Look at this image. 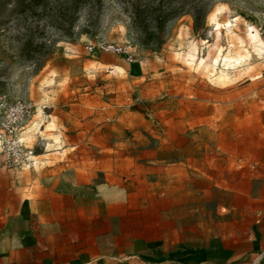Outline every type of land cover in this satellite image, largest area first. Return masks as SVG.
Returning <instances> with one entry per match:
<instances>
[{
	"label": "rangeland",
	"instance_id": "obj_1",
	"mask_svg": "<svg viewBox=\"0 0 264 264\" xmlns=\"http://www.w3.org/2000/svg\"><path fill=\"white\" fill-rule=\"evenodd\" d=\"M24 1L0 0V74L11 75L7 48L25 83L44 65L31 99L23 98L37 107L50 101L41 111L55 117L42 120L34 110L25 123L28 129L37 122L24 136L38 164L62 158L89 168L110 197L111 242L118 247L142 233L166 247L242 252L240 240L254 231L264 205V36L224 27L208 36L211 28L196 29L185 16L168 25L159 45L144 43L134 24L128 34L118 29L78 43L96 23L90 1L78 12L67 0ZM233 73L240 77L235 83ZM58 147L64 150L56 156ZM205 264L264 259L234 255Z\"/></svg>",
	"mask_w": 264,
	"mask_h": 264
},
{
	"label": "crops",
	"instance_id": "obj_2",
	"mask_svg": "<svg viewBox=\"0 0 264 264\" xmlns=\"http://www.w3.org/2000/svg\"><path fill=\"white\" fill-rule=\"evenodd\" d=\"M63 150L56 148L55 155ZM109 204V195L95 186L85 165L61 158L16 171L0 161V264H205L230 261L234 255L264 259V205L254 231L240 240L246 248L229 256L216 245L166 247L142 233L118 247L111 242ZM191 256L197 259L189 262Z\"/></svg>",
	"mask_w": 264,
	"mask_h": 264
},
{
	"label": "clouds",
	"instance_id": "obj_3",
	"mask_svg": "<svg viewBox=\"0 0 264 264\" xmlns=\"http://www.w3.org/2000/svg\"><path fill=\"white\" fill-rule=\"evenodd\" d=\"M79 0H73V4L77 5ZM95 15L93 19L95 24L88 26V31L81 33L80 41L83 43L87 40L92 43V37L104 36L106 39L111 36L114 30L123 29L128 34L129 29L133 26L134 21L140 23L145 16L150 15L156 23L159 24V17L165 16L166 22L163 28L166 29L173 20L177 17H188L192 21L193 27L196 26L197 21L203 24L204 28H211L208 36L214 33L219 35V29L224 27L228 29H235L242 32L243 35L255 34L256 36H264V0H154L150 9H146L141 0H129L127 4V11L121 0H94ZM11 7V5L9 6ZM226 20L225 24L218 23V20ZM84 18L76 22L78 26L84 24ZM96 24L99 25V31L94 32ZM142 26V25H141ZM161 28V27H160ZM3 32V28H0ZM151 33V30H149ZM207 41H203L206 43ZM67 44V40H59L56 43V48H62ZM7 48V45H5ZM9 53V63L11 64V75L5 73L0 74V100L5 98V95L13 99H23L27 94L28 99H31L33 82L42 71L43 67L37 70L36 74L27 78L26 83L21 81V70L16 68L14 63L16 56L13 49L7 48ZM234 67V66H233ZM221 78L225 74L221 73ZM232 82L235 83L240 77L232 74ZM51 106L50 101H41L37 107L40 112L42 120L55 119V117H45L41 111V106ZM44 136L43 133L40 134ZM47 138V137H45ZM59 143V139H57ZM51 147V145H49Z\"/></svg>",
	"mask_w": 264,
	"mask_h": 264
},
{
	"label": "built area",
	"instance_id": "obj_4",
	"mask_svg": "<svg viewBox=\"0 0 264 264\" xmlns=\"http://www.w3.org/2000/svg\"><path fill=\"white\" fill-rule=\"evenodd\" d=\"M87 47L94 49L91 44ZM41 107L46 109L47 105ZM34 110L37 106L29 100H0V161L8 169L23 171L38 165L36 149L24 136L25 123Z\"/></svg>",
	"mask_w": 264,
	"mask_h": 264
},
{
	"label": "trees",
	"instance_id": "obj_5",
	"mask_svg": "<svg viewBox=\"0 0 264 264\" xmlns=\"http://www.w3.org/2000/svg\"><path fill=\"white\" fill-rule=\"evenodd\" d=\"M19 1H20L19 4H23V2H25L24 0H19ZM86 1H90L93 5H95L94 0H79V3L77 5L73 4V0H67V4H69L76 12H78L80 7ZM141 2L144 4L146 9H150L154 0H141ZM170 2H175V0H170ZM35 3L38 5H44V0H41V3H38L37 1ZM123 3L127 7L129 0H123ZM165 22H166V17L163 15L160 16L159 17L160 26H159V24L156 23L150 15H148V16H145L143 20L140 21V23H136L134 21V25L140 28L141 31L143 32L142 33L143 37H141V40L144 43L148 44L152 42V43L159 45L163 41L161 35L165 31V29L163 28V25L165 24ZM202 25L203 24L200 21H197L195 28L198 29ZM149 30H151V33H149Z\"/></svg>",
	"mask_w": 264,
	"mask_h": 264
},
{
	"label": "bare ground",
	"instance_id": "obj_6",
	"mask_svg": "<svg viewBox=\"0 0 264 264\" xmlns=\"http://www.w3.org/2000/svg\"><path fill=\"white\" fill-rule=\"evenodd\" d=\"M218 23H220V22H218ZM221 29L222 28H220L219 29V34H221L222 32H221ZM261 42L263 43V41L261 40ZM219 47V46H218ZM216 56V55H215ZM224 59L225 60H227L228 59V57L227 56H225L224 57ZM216 60V59H215ZM237 61H239L238 59H237ZM226 63H228V62H226ZM205 64V63H204ZM228 65H229V63H228ZM46 145L48 146V148H49V145H51V146H53L54 145V142H52V141H49L48 139H46Z\"/></svg>",
	"mask_w": 264,
	"mask_h": 264
}]
</instances>
